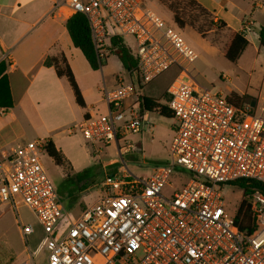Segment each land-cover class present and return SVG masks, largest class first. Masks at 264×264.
Returning a JSON list of instances; mask_svg holds the SVG:
<instances>
[{"label":"built area","instance_id":"1","mask_svg":"<svg viewBox=\"0 0 264 264\" xmlns=\"http://www.w3.org/2000/svg\"><path fill=\"white\" fill-rule=\"evenodd\" d=\"M55 5L67 7L71 16H86L101 63L112 38L135 42L134 50L126 46L135 67L102 88L108 111L87 116L73 129L92 145L116 143L121 156L133 152L128 137L152 132L140 114L144 87L176 68L163 103L173 116L174 136L169 158L149 174H134L124 161L111 164L99 185L101 195L77 215L42 162L47 141L6 148L0 205L16 209L22 202L44 234L32 252L28 239L35 229L19 220L29 251L19 264H264V192L247 197L255 223L247 233L224 209L221 190L243 179L264 186V92L237 106L201 86L189 69L198 54L145 0H55ZM254 26L248 19L239 33L251 38ZM172 176L180 186L171 183ZM168 186L170 196L164 194Z\"/></svg>","mask_w":264,"mask_h":264},{"label":"crops","instance_id":"2","mask_svg":"<svg viewBox=\"0 0 264 264\" xmlns=\"http://www.w3.org/2000/svg\"><path fill=\"white\" fill-rule=\"evenodd\" d=\"M195 1L214 15L215 21H223L233 31L240 32L244 21L252 19L255 26L246 49L251 46L255 51L264 50L259 43L264 0ZM70 17L69 9L56 6L55 0H0V63L6 58L10 62L6 74L14 102L12 108L0 109V159L6 148L34 140H51L59 150V144L72 138V127L91 114L108 111L102 88L114 86L121 73L110 76L103 65L101 74L92 69L72 42L66 27ZM50 56L65 58L85 106L77 102L68 78L58 76L53 66L45 65ZM258 88L237 94L256 101L264 92V80ZM113 163L117 160L107 167Z\"/></svg>","mask_w":264,"mask_h":264},{"label":"rangeland","instance_id":"3","mask_svg":"<svg viewBox=\"0 0 264 264\" xmlns=\"http://www.w3.org/2000/svg\"><path fill=\"white\" fill-rule=\"evenodd\" d=\"M145 2L147 7L161 16L169 26L178 30L196 51L198 59L189 69L201 86L221 92L224 96L245 92L253 87L259 89V85L264 80V50L255 51L249 46L237 61H230L223 55V43L226 41L224 33L210 31L209 36L203 38L190 27L178 29L174 25L172 13L164 4L158 0H145ZM123 41L127 47L135 49V42L132 38L124 37ZM111 48L107 47L106 61L108 63H104L103 68L110 76H114L117 72L123 74V65L119 58L111 52ZM100 68L98 70L101 74ZM177 74L176 68L165 72L146 85L143 94L149 97L155 96L154 98L160 99L161 102L165 98L168 85ZM97 78L99 83H102L101 75L98 74ZM143 115L144 122L151 125L152 132L149 133L144 129L141 133L128 137V142L133 145V152L128 155L121 156L116 143L105 146L97 142L92 145L78 129H73V127L70 133L73 134L72 138L65 139L64 144H59L61 147L59 150H64L63 153L61 152L64 159L63 166H58L46 152L41 154L45 169L57 190L67 175H74L92 167V178L87 181L89 185L79 192V200L71 208L76 215L101 195L99 185L105 177V169L109 163L115 160L120 163L124 161L134 174L146 175L151 173L155 166L169 158V149L174 136V119L161 116L156 111L145 112ZM116 166H120L119 163ZM113 168L109 166L106 171L109 172ZM184 177V179H189V172L186 171ZM171 183L180 186L176 176H172ZM221 190L224 209L234 216L243 199V191L233 184H223ZM172 191L173 189L168 186L164 189V194L170 196ZM19 220L24 224L32 225L35 229L28 239L32 252H37L43 239L42 228L25 204L21 202L16 209L0 205V264H19L29 254L26 242L20 233Z\"/></svg>","mask_w":264,"mask_h":264},{"label":"trees","instance_id":"4","mask_svg":"<svg viewBox=\"0 0 264 264\" xmlns=\"http://www.w3.org/2000/svg\"><path fill=\"white\" fill-rule=\"evenodd\" d=\"M164 4L173 15V22L178 29H184L190 27L199 33L203 38L209 36L210 31L224 33L226 41L223 43V55L230 61H237L242 53L245 51L249 42L244 36L237 32L230 30L227 25L221 21H215L214 15L208 12L202 5L195 0H158ZM66 27L72 39L75 47L79 48L84 54L85 58L89 62L90 66L94 70H98L101 63L98 60L96 50L94 48L91 32L88 20L84 14L77 13L72 15L66 21ZM259 43L264 49V25L261 26L259 31ZM110 50L121 61L125 70H131L135 67L136 62L122 39L112 38L110 40ZM10 62L7 58L0 63V109H10L13 107L14 102L10 93L9 80L6 74V70L9 67ZM46 66H53L58 76H65L70 82L76 100L81 106H85L82 98V93L78 87L76 79L69 65L66 64L64 57H47L45 60ZM167 99V93L165 92V98ZM231 103L237 106H242L246 102H255V99L248 95H238L232 93L228 96ZM140 114L145 112L156 111L161 116L173 118L171 112L167 106L160 102V99L153 97L142 96L140 102ZM46 153L58 166L64 165V159L62 153L56 148L53 141H47ZM164 163V162H163ZM92 167H88L74 175H67L62 181L58 192L66 204L71 209L79 200V192L89 185V180L92 178ZM240 187L243 191V199L240 202L238 209L234 215L235 223L239 226L241 231L251 233L255 229V223L252 216L250 206L247 203V197L256 191L264 192V186L262 183L255 180H239L231 183Z\"/></svg>","mask_w":264,"mask_h":264}]
</instances>
